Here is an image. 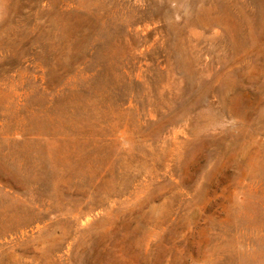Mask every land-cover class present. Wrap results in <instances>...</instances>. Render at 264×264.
Masks as SVG:
<instances>
[{"label": "rangeland", "instance_id": "1", "mask_svg": "<svg viewBox=\"0 0 264 264\" xmlns=\"http://www.w3.org/2000/svg\"><path fill=\"white\" fill-rule=\"evenodd\" d=\"M0 264H264V0H0Z\"/></svg>", "mask_w": 264, "mask_h": 264}]
</instances>
